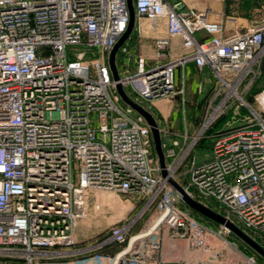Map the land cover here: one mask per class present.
<instances>
[{"label":"built area","instance_id":"1","mask_svg":"<svg viewBox=\"0 0 264 264\" xmlns=\"http://www.w3.org/2000/svg\"><path fill=\"white\" fill-rule=\"evenodd\" d=\"M131 3L133 27L143 17L154 29L162 18L166 34L154 38L151 61L131 55L123 42L114 54V80L107 59L128 22L126 0H0V252L22 254L28 264H91L85 255L118 245L102 264H161L155 257L161 226L205 249L206 236L220 231L179 209L169 181L202 205L216 203L226 221L264 242V88L244 98L260 72L264 20L226 36L219 21L181 0ZM198 31L207 37L197 40ZM172 37L182 53L169 57ZM188 62L207 67L213 78L192 124L184 77L175 81L176 69ZM116 85L153 118L163 167L145 118ZM174 97L181 131L161 125L152 111L155 102ZM205 140L197 158L195 147ZM90 190L135 193L157 201L159 211L141 233L127 236L126 224L116 222L93 243L68 250L76 222L89 217ZM223 257L214 248L205 262L174 264H221ZM243 264L260 263L245 256Z\"/></svg>","mask_w":264,"mask_h":264},{"label":"rangeland","instance_id":"2","mask_svg":"<svg viewBox=\"0 0 264 264\" xmlns=\"http://www.w3.org/2000/svg\"><path fill=\"white\" fill-rule=\"evenodd\" d=\"M237 2L240 0H236ZM178 48V40L175 38H170V53L174 49ZM179 71L175 73V81L179 80ZM196 77L194 74L189 77V79L186 81L185 85V97L188 98V103L185 106V117L186 121L188 123H191L194 121L195 118L197 119L199 115V109L201 108V103L199 101L200 94H197L195 92V86H196ZM255 85L252 90L260 91L264 88V55L260 63V72H258L256 79H255ZM252 93V92H250ZM253 94V93H252ZM247 95H244V98L247 99ZM178 97H174L169 100H164L167 103L166 107H161V122L164 123L165 126L173 129L176 125H178L179 130H183L182 125V115L181 112L176 111V104H177ZM252 100V98H251ZM250 101V100H248ZM163 110H166V114H163ZM163 114V115H162ZM197 116V117H196ZM222 121H219L215 124L214 129L219 128L222 126ZM206 140L201 142L198 146L195 147L197 150V158H201L202 154L207 150L206 147ZM74 172H73V178H74ZM179 197V196H178ZM85 210L86 213L89 215L92 213L91 206L94 203L103 204L104 210H103V217L99 218L97 220L93 219V224H101L102 227L105 226L98 236L101 238L102 236L106 235L108 232V229L113 225L111 222V217L114 216L116 218H120L119 223L126 224L127 236L134 235L143 232L155 219V217L158 214L159 206L157 205V201H153L151 203H147L145 197H141L138 194L135 193H126L121 194L116 191H106V190H90L87 191L85 194ZM203 202L204 207L208 209V211L217 214L221 217L222 211L217 206L216 203L212 202L208 199L201 200ZM87 206V208H86ZM88 206L90 208H88ZM177 207L179 209H187L189 213L199 219L203 224H205L210 230L214 232H218L215 234H208L205 239L206 247L205 249H198V248H192L190 246V243L185 238H176V237H170L168 234V229L166 226H161L162 230V238L164 236L168 237L169 239L179 241L181 245L179 244L178 250L181 249V252L184 254L181 255V258L183 261H206L209 258V252L213 250L214 248H220L223 251L224 257L222 259L221 264H243L245 256H252L258 263L264 264V261L261 260L264 259L260 254H258L248 243L240 239L238 236H236L233 231L227 227L223 222L214 220L194 209H191L188 207L185 203L181 201L179 198L177 201ZM224 218V217H223ZM115 219V218H114ZM110 223V224H109ZM222 227H227L228 231L224 232ZM239 229L242 233H244L247 237H249L252 241H254L257 245H260L264 249V242L260 238V236L251 234L248 230H245L241 227H236ZM101 235V236H100ZM98 236L94 239L89 240V243H93L95 240L98 239ZM117 246V247H116ZM118 245H112L106 248L107 250H104L103 252H91L88 255H85L86 257L90 258L91 264H102V256H106L110 258L113 253V249H117ZM77 256L76 258H78ZM72 257L67 258L68 262H71L70 260ZM73 260V259H72ZM36 261L32 262L31 264H35ZM0 264H28L26 259L23 258L22 254L19 253H4L0 252Z\"/></svg>","mask_w":264,"mask_h":264},{"label":"crops","instance_id":"3","mask_svg":"<svg viewBox=\"0 0 264 264\" xmlns=\"http://www.w3.org/2000/svg\"><path fill=\"white\" fill-rule=\"evenodd\" d=\"M184 4V7H190L195 9L196 11H202L204 16L209 21H219L222 25L223 34L228 36L233 32H242L249 28L253 23H258V21L264 20V11L261 10V6H242L238 5L235 0H181ZM165 23L164 19L159 18L155 22V28L151 29L149 27L148 21L141 17L138 20V24L135 27L132 26V29L124 41L127 47H129V52L131 55H141L146 58L148 61H151L154 57V49H153V40L156 37L165 36ZM207 35L202 31H198L195 33V38L197 40H201L206 38ZM178 40V48L174 49L170 53V39H169V47H168V56L174 57L182 53L180 49V40L177 37H172ZM179 71V78L181 75L184 77V84L186 85V81L193 74L196 77V88L199 86L201 93L199 101L202 102V98L209 92L213 78L207 67L197 68L194 66L192 62H188L184 64L182 68H177ZM175 72V73H176ZM176 75V74H175ZM185 85H184V98L186 104L188 103V98L185 97ZM178 102V100H177ZM167 103L165 101H157L152 107L153 113H155L161 119V107H166ZM167 112L163 110V114L165 115ZM162 114V115H163ZM161 125H164L161 120L159 121ZM165 126V125H164ZM173 130H179L178 125L173 128ZM180 131V130H179ZM87 208V206H86ZM88 208H90L88 206ZM103 204H100V210L98 212H94L91 206L92 213L89 214L88 218L78 220L75 224L73 230V237L75 244L69 248L68 250L80 249L89 245V240L94 239L99 234H101L103 228L101 224L94 225L93 219L97 220L103 217ZM115 218V219H114ZM121 218V217H120ZM118 219L114 216L111 217L110 223L120 222L121 219ZM197 219V218H196ZM200 221L199 219H197ZM201 222V221H200ZM109 223V224H110ZM203 223V222H202ZM101 236V235H100ZM100 237L98 236V239ZM179 241H175L169 239L164 236L161 239V245L159 252L155 255L156 259L160 261L161 264H174L177 261H182L181 255L184 253L181 252V249L178 250ZM112 246V245H109ZM109 246L104 247L100 252L107 250ZM117 247V246H116ZM119 248V247H118ZM117 248V249H118ZM117 249H113V253L116 252ZM112 253V254H113ZM82 255V254H80ZM79 256V255H78ZM80 257V256H79ZM78 261H75V264Z\"/></svg>","mask_w":264,"mask_h":264},{"label":"water","instance_id":"4","mask_svg":"<svg viewBox=\"0 0 264 264\" xmlns=\"http://www.w3.org/2000/svg\"><path fill=\"white\" fill-rule=\"evenodd\" d=\"M126 6H127V10H128V22H127L126 28L123 31V33L119 36V38L117 39L115 44L113 45V47L109 53L108 59H107V64L109 66L111 76L114 80L117 79V73H116V69L114 66V62H113L114 54L116 53L118 48L123 44V42L125 41V39L129 35V33L132 29V24H133V7H132L131 0H126ZM116 90H117L118 94L120 95L121 99L126 104H128L130 107L135 109L139 114H141L145 118L147 124L149 125L154 153L157 157L159 166L163 167V155H162V151L160 148L159 135H158L156 124H155L153 118L151 117V115L148 112H146L145 110H143L142 108H140L139 106L133 104L130 100H128L127 97L125 96L123 90L121 89V87L119 85H116ZM161 173L164 174V171L162 170ZM168 185L177 194V196H179L181 201L183 203H185L188 207H190L191 209H194V210H196V211H198V212H200V213H202V214H204V215H206V216H208L214 220L223 222L227 227H229L233 231V233L236 236H238L240 239H242L243 241L248 243L258 254H260L264 258V249L262 246L257 245L254 241H252L249 237H247L244 233H242L239 229H237L231 223L226 221L223 217L208 211V209H206V207L202 206L200 203L191 199L177 183L169 181Z\"/></svg>","mask_w":264,"mask_h":264},{"label":"trees","instance_id":"5","mask_svg":"<svg viewBox=\"0 0 264 264\" xmlns=\"http://www.w3.org/2000/svg\"><path fill=\"white\" fill-rule=\"evenodd\" d=\"M263 1L264 0H240V1H236L235 0V2H237L238 3V5H242V6H245V5H248V6H261L262 5V3H263ZM256 83H254V85H255ZM254 88V86L250 89V91L248 92V94H247V99L248 100H251V97H252V95L253 94H255L256 92H258V89L257 90H252ZM250 92H252V93H250ZM261 260L262 261H264V259H262L261 258Z\"/></svg>","mask_w":264,"mask_h":264},{"label":"bare ground","instance_id":"6","mask_svg":"<svg viewBox=\"0 0 264 264\" xmlns=\"http://www.w3.org/2000/svg\"><path fill=\"white\" fill-rule=\"evenodd\" d=\"M262 98H263V100H264V95H262Z\"/></svg>","mask_w":264,"mask_h":264}]
</instances>
